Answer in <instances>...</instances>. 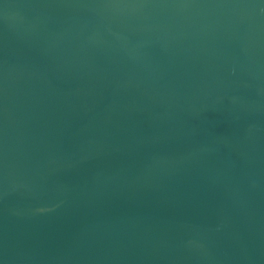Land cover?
<instances>
[{"label":"water","instance_id":"95a60500","mask_svg":"<svg viewBox=\"0 0 264 264\" xmlns=\"http://www.w3.org/2000/svg\"><path fill=\"white\" fill-rule=\"evenodd\" d=\"M0 264H264V0H0Z\"/></svg>","mask_w":264,"mask_h":264}]
</instances>
